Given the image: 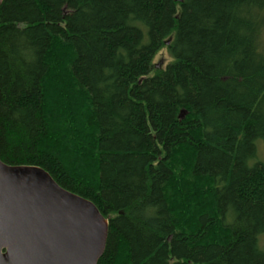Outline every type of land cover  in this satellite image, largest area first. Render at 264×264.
I'll use <instances>...</instances> for the list:
<instances>
[{"label": "trees", "instance_id": "1", "mask_svg": "<svg viewBox=\"0 0 264 264\" xmlns=\"http://www.w3.org/2000/svg\"><path fill=\"white\" fill-rule=\"evenodd\" d=\"M0 160L97 206V264H264V0H2Z\"/></svg>", "mask_w": 264, "mask_h": 264}, {"label": "water", "instance_id": "2", "mask_svg": "<svg viewBox=\"0 0 264 264\" xmlns=\"http://www.w3.org/2000/svg\"><path fill=\"white\" fill-rule=\"evenodd\" d=\"M107 234L92 201L39 166L0 160V264H97Z\"/></svg>", "mask_w": 264, "mask_h": 264}, {"label": "rangeland", "instance_id": "3", "mask_svg": "<svg viewBox=\"0 0 264 264\" xmlns=\"http://www.w3.org/2000/svg\"><path fill=\"white\" fill-rule=\"evenodd\" d=\"M167 59H168V54H167L166 49H163V50L161 49V51L155 56L154 62L156 64H158V63L163 64L164 62H167Z\"/></svg>", "mask_w": 264, "mask_h": 264}]
</instances>
